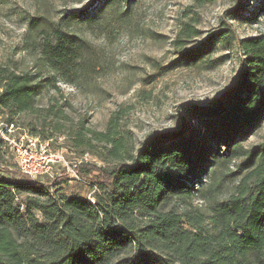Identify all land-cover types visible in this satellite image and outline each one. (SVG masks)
Masks as SVG:
<instances>
[{
  "label": "trees",
  "instance_id": "obj_1",
  "mask_svg": "<svg viewBox=\"0 0 264 264\" xmlns=\"http://www.w3.org/2000/svg\"><path fill=\"white\" fill-rule=\"evenodd\" d=\"M114 1L104 0L91 17L87 11L63 15L60 26L33 20L29 30L37 35L30 45L42 66L69 84L70 75H85L88 43L68 29L102 18ZM244 20L264 24V0ZM182 32L191 37L188 25ZM234 40L242 53L238 70L213 108L192 107L197 125L154 133L125 160L114 118L106 133L90 132L111 145L104 160L114 163L78 167L80 180L93 191L88 199L0 171V264H264V142L249 149L241 144L264 120V31ZM47 82L0 67V110L11 117L38 111L63 119L52 106L36 107ZM83 143L92 147L90 139ZM240 159L236 175L242 180L222 199L229 176L216 172ZM196 200L206 203L205 211L192 207Z\"/></svg>",
  "mask_w": 264,
  "mask_h": 264
},
{
  "label": "rangeland",
  "instance_id": "obj_2",
  "mask_svg": "<svg viewBox=\"0 0 264 264\" xmlns=\"http://www.w3.org/2000/svg\"><path fill=\"white\" fill-rule=\"evenodd\" d=\"M103 1L0 0V67L48 81V88L36 97V107L43 111L52 106L53 112L63 114V119L38 111L11 117L0 110V171L5 178H23L2 141L7 135L15 140L27 135L40 141H44L41 134L51 135L49 153L61 154L69 163L88 154L82 163L89 170L114 163L112 158L104 160L111 145L90 133H106L111 118L116 140H121L122 160L134 157L140 144L154 133H178L197 125L192 107L213 108L238 70L242 53L234 38L255 37L264 31L262 20L255 24L244 20L253 17L262 0L114 1L102 18L77 21L68 29L88 43L90 66L85 75H70L73 83H66L42 66L36 47L30 45L37 34L29 26L33 20L60 26L63 15L76 17L82 11L91 17ZM233 10L236 18H229ZM185 25L191 37L183 34ZM185 55L190 58L185 60ZM43 123L48 126H41ZM89 139L91 148L79 145L80 140ZM263 142L264 120L241 144L249 149ZM241 162L232 161L216 172L220 178L229 176L224 179L222 199L242 180V174L236 175ZM52 170L50 177L37 179L51 192L57 189L59 194L80 199L93 194L78 171L79 181L59 165ZM86 174L87 178L95 176ZM22 198L27 196L22 194ZM192 207L205 211L206 203L192 201Z\"/></svg>",
  "mask_w": 264,
  "mask_h": 264
},
{
  "label": "built area",
  "instance_id": "obj_3",
  "mask_svg": "<svg viewBox=\"0 0 264 264\" xmlns=\"http://www.w3.org/2000/svg\"><path fill=\"white\" fill-rule=\"evenodd\" d=\"M2 141L9 147L16 169L33 182L42 177H50L55 165L68 169L71 178L79 181L78 167L88 160V154H85L80 160L69 163L63 155L49 153L50 143L40 141L37 137L21 135L15 140L7 135Z\"/></svg>",
  "mask_w": 264,
  "mask_h": 264
}]
</instances>
